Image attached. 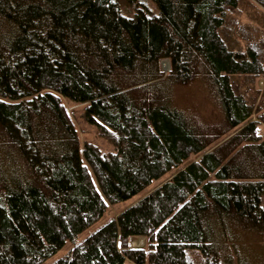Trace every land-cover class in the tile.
Here are the masks:
<instances>
[{
	"label": "trees",
	"instance_id": "16d2710c",
	"mask_svg": "<svg viewBox=\"0 0 264 264\" xmlns=\"http://www.w3.org/2000/svg\"><path fill=\"white\" fill-rule=\"evenodd\" d=\"M152 1L0 0V264H264V0Z\"/></svg>",
	"mask_w": 264,
	"mask_h": 264
},
{
	"label": "rangeland",
	"instance_id": "374dc122",
	"mask_svg": "<svg viewBox=\"0 0 264 264\" xmlns=\"http://www.w3.org/2000/svg\"><path fill=\"white\" fill-rule=\"evenodd\" d=\"M116 2L118 5L119 12L123 16L128 17V18H132L134 14L138 11V9H141L142 7H146L150 11L151 14H157L158 12V9L155 3L152 0H116ZM243 19H244V15H243ZM160 66H161V62H160ZM165 71L167 72V69H165ZM263 84H264L263 80L260 79L258 81V87L262 89ZM197 92H201V91L195 85L190 86V88L179 90L178 93H176L175 95V102L178 105L183 104L185 103L186 99L188 98L190 99L191 97L196 95ZM66 106H67L68 112L70 113L72 117L74 125L78 131L81 142L84 140H89L93 142L94 144H96L101 152L115 151V147L112 143L108 142L105 138L97 134L95 125L85 120L84 116L82 115L81 105L67 102ZM259 129L261 133L264 134V123L259 126ZM158 182H155L153 185L158 184ZM260 204L264 210V193L261 194L260 196ZM121 207L122 205L111 207L109 212L111 214H115L117 210L120 209ZM105 218H106L105 216L101 217L97 222L87 227L86 229L82 230L79 234H77L76 239L82 240L83 238H85L88 234H90V232L96 230L100 226V224L104 222ZM137 241L138 240H136V242ZM142 242H143L142 243V246H143L144 245L143 238H142ZM70 245H71V242L66 241L65 244L56 253L51 255L41 264H50L52 261L65 256ZM130 246H131V241H130ZM142 246L140 245V246L133 247V248H139ZM224 248L225 249L221 253V257L223 259V257L228 256L231 260V264H255V262L257 261L258 255H261L258 247H255L247 243L244 240L243 241L241 240L240 242L227 241L224 243Z\"/></svg>",
	"mask_w": 264,
	"mask_h": 264
},
{
	"label": "bare ground",
	"instance_id": "6f19581e",
	"mask_svg": "<svg viewBox=\"0 0 264 264\" xmlns=\"http://www.w3.org/2000/svg\"><path fill=\"white\" fill-rule=\"evenodd\" d=\"M161 68H163L164 70L165 69H167V62H166V60H163V61H161ZM136 240H138L137 242H136ZM142 238H132V240H131V246L132 247H137V246H142Z\"/></svg>",
	"mask_w": 264,
	"mask_h": 264
},
{
	"label": "water",
	"instance_id": "95a60500",
	"mask_svg": "<svg viewBox=\"0 0 264 264\" xmlns=\"http://www.w3.org/2000/svg\"><path fill=\"white\" fill-rule=\"evenodd\" d=\"M167 61V60H166ZM167 71L169 70V63H168V61H167ZM164 72H166L163 68H161ZM131 247V246H130ZM131 248H133V247H131Z\"/></svg>",
	"mask_w": 264,
	"mask_h": 264
}]
</instances>
